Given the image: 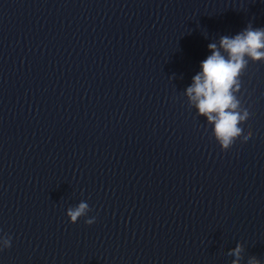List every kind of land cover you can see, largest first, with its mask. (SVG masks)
I'll use <instances>...</instances> for the list:
<instances>
[{"label":"clouds","instance_id":"clouds-1","mask_svg":"<svg viewBox=\"0 0 264 264\" xmlns=\"http://www.w3.org/2000/svg\"><path fill=\"white\" fill-rule=\"evenodd\" d=\"M210 55L200 64V72L192 78V84L186 89V96L194 104L200 116L206 117L213 125L215 141L222 151H228L237 139L246 142L252 132L244 134L240 126L244 124L250 111L243 107L237 94L241 90L240 77L249 62H264V27L254 28L248 24L235 35H222L219 43H209ZM91 211L85 201L67 209L69 221L75 224ZM95 217L85 219L91 225ZM11 236L0 238V250L11 247ZM243 246L237 243L229 255L236 259L232 264H239ZM248 264H260L256 257H251Z\"/></svg>","mask_w":264,"mask_h":264}]
</instances>
